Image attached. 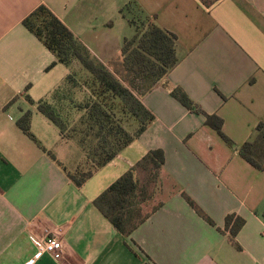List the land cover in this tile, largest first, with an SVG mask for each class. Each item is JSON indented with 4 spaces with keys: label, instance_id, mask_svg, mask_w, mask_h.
<instances>
[{
    "label": "crops",
    "instance_id": "1",
    "mask_svg": "<svg viewBox=\"0 0 264 264\" xmlns=\"http://www.w3.org/2000/svg\"><path fill=\"white\" fill-rule=\"evenodd\" d=\"M42 4L111 71L139 23L155 18L177 35V65L150 91L134 92L155 119L81 187L59 165L75 170L81 148L36 102L70 73L88 74L77 60L57 62L23 24ZM176 87L201 111L176 99ZM28 110L33 137L18 126ZM207 114L223 119L233 146L206 124ZM131 122L125 127L135 133L138 122ZM261 122L264 0L209 7L200 0H0V264H264V170L238 150ZM154 149L164 151L165 163L143 205L150 215L124 236L93 201ZM229 214L245 220L235 242L225 230ZM55 234L62 259L37 256L34 236Z\"/></svg>",
    "mask_w": 264,
    "mask_h": 264
},
{
    "label": "trees",
    "instance_id": "2",
    "mask_svg": "<svg viewBox=\"0 0 264 264\" xmlns=\"http://www.w3.org/2000/svg\"><path fill=\"white\" fill-rule=\"evenodd\" d=\"M200 1L209 7L218 0ZM154 19H147L139 26L136 24L137 33L125 40L121 59L114 63L117 71H111L92 56L46 5L38 6L23 20V24L56 56L57 62L70 66L77 60L87 70L85 78L78 73H70L49 98L36 102L38 111L59 129L64 138L76 139L83 152L81 162L73 171L59 163L68 179L78 187L114 159L155 119L128 85L131 80H148L150 85L146 91H150L179 61L177 35L159 26ZM171 94L188 109L201 111L182 88L172 89ZM27 99L35 103L29 96ZM116 111L128 114L138 122L135 133H131L118 119ZM31 114L30 110L26 111L18 120V126L33 137ZM76 116L79 117L77 122L74 121ZM206 124L227 144L234 145L223 132V119L220 116L207 114ZM238 150L254 167L264 170V123L257 125L253 135ZM49 154L55 160V155ZM164 163L162 149L149 151L94 199V205L124 236H129L150 215L144 212L143 205L153 197ZM184 196L199 215L215 224L189 196ZM160 205L157 204L154 210ZM244 223L245 220L235 214L226 216L225 230L230 232L233 242Z\"/></svg>",
    "mask_w": 264,
    "mask_h": 264
},
{
    "label": "built area",
    "instance_id": "3",
    "mask_svg": "<svg viewBox=\"0 0 264 264\" xmlns=\"http://www.w3.org/2000/svg\"><path fill=\"white\" fill-rule=\"evenodd\" d=\"M47 233L49 231H46ZM35 244L37 247V256L48 253L53 258L61 260L64 254V246L61 237L56 234L51 236L39 237L34 236Z\"/></svg>",
    "mask_w": 264,
    "mask_h": 264
},
{
    "label": "rangeland",
    "instance_id": "4",
    "mask_svg": "<svg viewBox=\"0 0 264 264\" xmlns=\"http://www.w3.org/2000/svg\"><path fill=\"white\" fill-rule=\"evenodd\" d=\"M81 67H82V70L83 71H87L84 67H83V65L81 64ZM113 68V67H112ZM115 68H113L112 70H114ZM116 71H117V69H115ZM81 78H85V76L83 75V74H78ZM147 81L148 80H140V79H137V80H131V82L129 83L128 82V85L133 89V91H135L136 93H141V92H143V91H146L147 90V88L149 87V83H150V81L147 83ZM83 96V95H82ZM81 96V97H82ZM115 104L118 106V102L116 101L115 102ZM116 109V108H115ZM116 115H117V117H118V119H120V121H122L123 123H124V125H126L127 127H130V128H132V126H133V124L131 125V121L132 120H134V119H131V117L128 115V114H125V113H117V111H116ZM75 120V122H77V120L79 119V117H75L74 118ZM70 126H72L71 124H70ZM75 141H76V139H75ZM74 141V142H75ZM77 143V142H76ZM155 202H158L157 200L155 201Z\"/></svg>",
    "mask_w": 264,
    "mask_h": 264
}]
</instances>
